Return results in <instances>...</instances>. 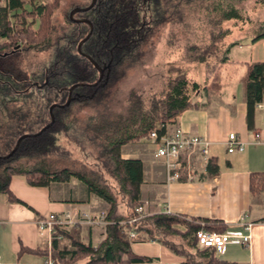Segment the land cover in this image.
Masks as SVG:
<instances>
[{"label":"trees","instance_id":"1","mask_svg":"<svg viewBox=\"0 0 264 264\" xmlns=\"http://www.w3.org/2000/svg\"><path fill=\"white\" fill-rule=\"evenodd\" d=\"M23 1L34 4V0H0V60L4 62L0 67V196L19 202L9 190L16 175L25 177L33 187L73 178L108 204L105 240L93 248L82 243L76 227L57 228L62 240L52 242L54 264L147 262L131 251L130 244L153 240L184 258V264H223L213 249L203 250L196 244L198 231L224 232L227 226L223 222L159 213L126 223L139 216L143 164L121 159L120 150L154 130L161 136L162 125L185 110L199 108L194 99L202 92L219 93L220 72L227 60L222 55L236 45H224L232 32L224 25L246 23L248 19L237 9L242 0H218L214 5L217 19L208 40L186 49V62L203 67L201 81L177 70L161 92L145 98L131 89L122 99L117 96V86L134 68L140 46L171 13L179 12L181 3L190 0H97L91 10L73 17L86 19L90 25L74 22L69 13L57 23L54 16L61 0H42L45 5L37 8L40 24L36 31L25 25L24 20L33 13L22 10ZM18 10L22 12L18 14ZM10 13L15 23L9 20ZM88 35L78 51V44ZM251 36L252 42L264 39V29L254 30ZM87 57L101 68L110 63L100 82ZM245 67L246 125L253 130L256 107L264 98V62ZM69 97L70 104L65 106ZM83 110L90 111L88 118L77 116ZM24 135L27 137L16 148ZM218 173L216 159H209L206 175ZM249 190L253 195L264 193V173L250 175ZM129 231L135 233L133 239L128 237ZM28 252L47 256L46 248Z\"/></svg>","mask_w":264,"mask_h":264},{"label":"crops","instance_id":"2","mask_svg":"<svg viewBox=\"0 0 264 264\" xmlns=\"http://www.w3.org/2000/svg\"><path fill=\"white\" fill-rule=\"evenodd\" d=\"M251 40L248 36L229 48L220 72L219 93L202 92L194 99L199 108L185 110L171 122L189 136L210 141L209 159L217 161V176L206 175V162L198 168L196 178L168 181L165 163L155 157L152 142L142 139L120 150L121 159L143 164L141 215L169 213L220 221L230 230L238 229L243 219L250 225L249 246L228 245L218 257L223 264H264V193L253 195L249 190L250 175L264 173V98L256 107L253 130L246 125L244 102L245 65L264 62V39ZM230 133L246 143L244 152L227 154L225 141ZM9 190L19 202L0 196V264H42L44 257L28 251L47 249L37 221L51 213L68 214L73 223L70 227L79 230L84 244L96 248L105 240L109 206L78 180L33 187L25 177L16 175ZM130 248L148 259L135 264L185 262L155 240L132 242Z\"/></svg>","mask_w":264,"mask_h":264},{"label":"rangeland","instance_id":"3","mask_svg":"<svg viewBox=\"0 0 264 264\" xmlns=\"http://www.w3.org/2000/svg\"><path fill=\"white\" fill-rule=\"evenodd\" d=\"M217 1L190 0L187 3H181L179 12L171 13L167 22L160 29L154 28L153 34L136 52L134 68L128 70L127 77L119 82L117 96L122 99L126 97L129 90L135 89L145 98H149L161 92L168 79L174 77L177 70L186 71L189 78L201 81L203 67L186 62V49L193 43L202 45L208 40L210 29H214L212 23L217 19L214 10ZM22 3V10L33 13L24 20L25 25H29L32 30L36 31L40 24L37 8L43 7L45 2L34 0V4L26 1ZM90 3L88 0H61L60 9L55 13L54 18L57 23H62L65 16L77 8L76 6L90 5ZM237 9L248 20L244 25L234 26L231 22L224 25L231 28L232 31L224 41V45L227 47L251 36L256 29L261 27L262 30L264 29V0H242L237 5ZM22 10H18V14ZM12 15V13L9 14V20L11 23H15L16 19ZM222 57H226V54H223ZM3 64L4 62L0 60V67ZM77 116L82 119L88 118L90 111H80ZM73 155L75 158H79L75 149H73Z\"/></svg>","mask_w":264,"mask_h":264},{"label":"built area","instance_id":"4","mask_svg":"<svg viewBox=\"0 0 264 264\" xmlns=\"http://www.w3.org/2000/svg\"><path fill=\"white\" fill-rule=\"evenodd\" d=\"M161 128L164 130L161 136L158 135L157 130H154L145 140L155 145V157L164 161L168 181L196 178L198 168L201 164L208 162L210 141L203 137L189 136L170 122L162 125ZM225 146L227 154L242 153L246 143L237 138L234 133H230L226 138ZM136 213L139 216L126 222L128 225L143 217L141 207L136 209ZM72 224L68 214L51 213L37 221L39 235L45 237L47 243V256L44 257L42 264H54L51 257L52 242L55 239L62 240V236L57 235V228H69ZM239 224L238 229H227L221 233L201 229L196 234V244L203 250L213 249L216 257L223 255L226 247L231 244L248 247L250 225L244 219ZM124 225L125 222L121 223V226ZM128 237L133 239L135 233L129 231Z\"/></svg>","mask_w":264,"mask_h":264},{"label":"water","instance_id":"5","mask_svg":"<svg viewBox=\"0 0 264 264\" xmlns=\"http://www.w3.org/2000/svg\"><path fill=\"white\" fill-rule=\"evenodd\" d=\"M96 2H97V0H91V3H90V5H89L88 7H86V8H82V9H80V8H75V9H73V10L71 11V13L69 14V18H70L71 20H73L74 22H76V23L84 22V23H87V24L90 25V22H89L88 20H76V19H74L73 17H74V15L77 14V13H80V12H83V13L88 12L89 10H91V9L95 6ZM90 27H91V26H90ZM91 29H92V28H91ZM89 36H90V35H88L85 39H83L82 41H80V43L78 44V47H77L78 51H80V48H81L82 44H83V43L89 38ZM87 58H88V60L94 65V67L96 68V70L98 71V73H99V79H98V81L100 82V81L103 79V77H104V70H105L106 68L109 69L110 63L108 64V66H107L106 68H101V67H99V66H98V65H97V64H96L91 58H89V57H87ZM107 77H108V73L105 75V78H106V79H107ZM74 88H75V87L73 86V87L71 88L70 92H71ZM70 101H71V97L68 98V101L66 102L65 106H69ZM51 109H52V108H51ZM50 111H51V110H50ZM53 122H54V119H53V117H52V119H51V123H53ZM47 128H48V126L45 127L44 129H42V130L40 131V133H38V135L41 134L42 132H44ZM26 137H27V135H24V136H22V137H20V138L18 139V141H17V143H16V148L18 147V145L20 144V142H21L24 138H26ZM16 148H15L14 150H12V152L8 155V158L11 157V156L15 153Z\"/></svg>","mask_w":264,"mask_h":264},{"label":"flooded vegetation","instance_id":"6","mask_svg":"<svg viewBox=\"0 0 264 264\" xmlns=\"http://www.w3.org/2000/svg\"><path fill=\"white\" fill-rule=\"evenodd\" d=\"M86 13V12H85ZM78 20H86V19H78ZM108 66V65H107ZM107 66H104V67H102V68H106ZM107 69V68H106ZM105 69V70H106ZM105 70H104V73H105Z\"/></svg>","mask_w":264,"mask_h":264}]
</instances>
